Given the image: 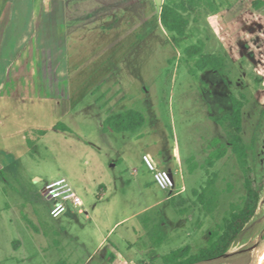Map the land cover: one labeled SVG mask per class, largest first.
I'll return each instance as SVG.
<instances>
[{
    "label": "rangeland",
    "instance_id": "rangeland-1",
    "mask_svg": "<svg viewBox=\"0 0 264 264\" xmlns=\"http://www.w3.org/2000/svg\"><path fill=\"white\" fill-rule=\"evenodd\" d=\"M109 1H82L75 18L74 0H67V25L77 27L66 26L59 50L50 48L57 75L49 76L48 92L0 90V264H166L174 251L184 259L206 248L211 232L242 204L247 176L262 188L255 216L227 254L197 264H256L264 249V7L251 17L254 0H202L183 12L189 22L179 37L160 12L163 3L188 0H129L117 16L85 18L90 10L110 11ZM42 6L0 0V22L11 10V27L29 19L42 25ZM192 45L223 55L224 74L199 70L200 54L185 51ZM8 63L0 58V77L15 69ZM232 96L243 103L247 172L219 121L232 112ZM127 109L145 115L136 132L105 126ZM60 122L71 131L55 128ZM220 147L225 156L210 166ZM146 151L172 167L178 194L156 185L142 164ZM61 177L75 186L89 217L74 209L50 214L44 187Z\"/></svg>",
    "mask_w": 264,
    "mask_h": 264
},
{
    "label": "trees",
    "instance_id": "trees-1",
    "mask_svg": "<svg viewBox=\"0 0 264 264\" xmlns=\"http://www.w3.org/2000/svg\"><path fill=\"white\" fill-rule=\"evenodd\" d=\"M202 0H188L186 5L184 1L180 3H163L160 20L165 28L176 33L179 37H184L187 33L186 27L188 25V18L184 15V11L189 8H195ZM252 5L256 9L264 7V0H254ZM186 53L193 57L200 54L196 62L199 70H213L217 73L224 74L225 57L220 54H202V47L192 45L186 48ZM233 110L231 113L225 114L220 123L225 126L231 134L230 143L233 151L236 153L245 172L248 170V146L244 143L241 135L242 131V107L243 103L238 98L232 96ZM146 118L143 112L135 109H127L125 111L112 114L105 121V126L115 132H136L145 124ZM55 128L64 131H71L65 123H58ZM46 133V131H43ZM218 142V140H216ZM224 146V145H223ZM226 154L225 147H220L212 151L208 158V164L211 166L216 160L221 159ZM213 183L210 180L209 184ZM246 196L239 206H234L229 214L223 218V223L219 229L211 232L208 246L200 250L196 254L180 259L178 251L172 252L170 255L164 257L166 264H197L203 261L211 260L224 256L229 252L230 246L238 238L239 234L245 226L255 216L260 198L262 188H256L252 180L247 176L246 178ZM197 192V190H195ZM202 203H205V195H199ZM215 197H210L208 202V209L213 204Z\"/></svg>",
    "mask_w": 264,
    "mask_h": 264
},
{
    "label": "crops",
    "instance_id": "crops-1",
    "mask_svg": "<svg viewBox=\"0 0 264 264\" xmlns=\"http://www.w3.org/2000/svg\"><path fill=\"white\" fill-rule=\"evenodd\" d=\"M82 1H88V5H90L93 0H74L75 10L73 9L71 11L75 18L82 16L83 11L80 8L78 9V7L82 5ZM109 2L112 3L110 11L98 14L96 11L90 10L88 11L89 13H84L85 18L88 16L92 19L93 17L97 18L98 16H117L115 12L120 13L123 9L128 8L127 5L130 1L111 0ZM260 9L250 12L251 17L257 16L261 13ZM41 12L42 25H39V21L35 22L37 25L35 23L34 25H31L29 19L26 22V25H22L18 28L11 27V10L6 12L4 22H0V58H3L5 61H9L8 64H12V66L15 67V69L5 72L6 74L4 77H0L1 83L13 82L14 85L6 88L4 84H1L0 90H7L9 91V94L14 96H38L44 91L48 92L46 83H48L49 76L51 74L57 75V70L55 72L53 69L54 66L49 65L52 60L50 48L52 47L53 49L59 50V47L64 40V36L66 37V26L69 30L72 29L74 31L77 27L76 25H67V17L71 13L67 5V0H43ZM95 12L96 14H94ZM80 30L76 33H79ZM11 45L15 48H10ZM6 46L8 47L7 49H5ZM43 59H45L44 62L42 61ZM42 66L45 68L43 69ZM42 69L43 71L45 70L44 73H42ZM143 154H149L158 166L161 165L162 167L172 171V167L165 165L166 162L160 158L159 153L146 151ZM174 158L177 161V165L181 169L182 167L179 154H177ZM142 164H144L143 160ZM171 193L173 196L178 194L177 192L174 193V191ZM88 210V214H85L87 217L90 216V209L88 208ZM106 242H108L107 235L101 238L102 245ZM112 247L115 249L114 245H112Z\"/></svg>",
    "mask_w": 264,
    "mask_h": 264
},
{
    "label": "built area",
    "instance_id": "built-area-1",
    "mask_svg": "<svg viewBox=\"0 0 264 264\" xmlns=\"http://www.w3.org/2000/svg\"><path fill=\"white\" fill-rule=\"evenodd\" d=\"M142 160L152 173L154 182L161 189L173 192L176 180L171 170L159 167L149 154H143ZM46 199L50 202V214L59 217L71 209L80 214H88L89 210L75 186L66 177L55 179L44 187Z\"/></svg>",
    "mask_w": 264,
    "mask_h": 264
},
{
    "label": "water",
    "instance_id": "water-1",
    "mask_svg": "<svg viewBox=\"0 0 264 264\" xmlns=\"http://www.w3.org/2000/svg\"><path fill=\"white\" fill-rule=\"evenodd\" d=\"M263 258H264V249H263V251L260 253V255H259V259H258V261H257L256 264H262Z\"/></svg>",
    "mask_w": 264,
    "mask_h": 264
},
{
    "label": "bare ground",
    "instance_id": "bare-ground-1",
    "mask_svg": "<svg viewBox=\"0 0 264 264\" xmlns=\"http://www.w3.org/2000/svg\"><path fill=\"white\" fill-rule=\"evenodd\" d=\"M263 264H264V258H263Z\"/></svg>",
    "mask_w": 264,
    "mask_h": 264
}]
</instances>
